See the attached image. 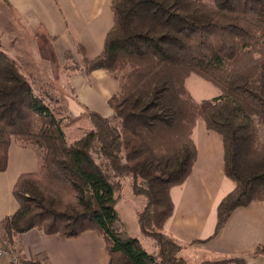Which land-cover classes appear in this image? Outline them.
I'll return each mask as SVG.
<instances>
[{
  "label": "trees",
  "instance_id": "obj_1",
  "mask_svg": "<svg viewBox=\"0 0 264 264\" xmlns=\"http://www.w3.org/2000/svg\"><path fill=\"white\" fill-rule=\"evenodd\" d=\"M111 11L102 51L84 69L119 81L108 104L120 126L90 113L91 128L66 142L52 110L0 50V171L12 141L36 147L41 160L38 171L14 183L18 208L0 220V237L14 246L33 228L65 238L94 230L108 264H185L161 231L172 213L169 189L186 179L196 158L197 118L222 136L224 173L234 184L217 205L214 235L235 208L264 202V0H112ZM192 73L220 94L194 100L185 87ZM126 178L147 199L136 218L155 252L116 212Z\"/></svg>",
  "mask_w": 264,
  "mask_h": 264
},
{
  "label": "crops",
  "instance_id": "obj_2",
  "mask_svg": "<svg viewBox=\"0 0 264 264\" xmlns=\"http://www.w3.org/2000/svg\"><path fill=\"white\" fill-rule=\"evenodd\" d=\"M111 1L0 0V9L2 14L10 15L14 20L17 18L51 41L53 57L61 58L59 64L70 68L71 73L76 72L73 75L78 78L76 87L79 86L77 84L83 86L86 78L98 73L106 102L118 90V83L102 69L86 75L81 68L85 60L95 58L102 51L105 35L113 23ZM70 56L73 61L69 60ZM193 76L213 85L191 74L185 79L186 88L188 79ZM192 82L205 87L197 79ZM209 84L207 89L211 90ZM187 90L194 100H202L195 99L192 89ZM111 113L106 107L103 116L109 117ZM191 139L196 148V158L186 179L169 189L172 213L164 222L162 234L179 246L177 255L185 264L233 257L243 259L246 264H264V202L253 201L247 206L235 208L214 235L217 205L234 184L224 173L222 136L206 128L202 118H197ZM40 163V152L36 147H23L15 141L11 142L7 167L0 171V220L18 208L12 194L18 177L38 171ZM138 196L141 195H135ZM118 202L115 205L118 216L127 232L138 239V234H142L139 225L130 231L117 210ZM141 202L143 205V198ZM141 209L133 211L135 218ZM14 248L22 260H38L41 264H108L109 261L103 241L94 230H86L78 237L65 238L58 234H43L33 228L17 236Z\"/></svg>",
  "mask_w": 264,
  "mask_h": 264
},
{
  "label": "rangeland",
  "instance_id": "obj_3",
  "mask_svg": "<svg viewBox=\"0 0 264 264\" xmlns=\"http://www.w3.org/2000/svg\"><path fill=\"white\" fill-rule=\"evenodd\" d=\"M204 1L210 2L211 0ZM50 46L51 41L47 40L44 35L37 34L17 18L14 20L10 15L7 17L2 14L0 9V50L13 60L18 71L31 83L33 91L52 110L65 133L66 142L70 143L79 139L91 128L90 113L106 117L111 123L120 126L119 120L114 117L113 113L109 117L103 116L106 107L111 110L108 100L112 95L105 102L104 88L100 85L103 82H99L98 73L91 75L89 79L86 78V83L83 86L77 84L79 86L76 87L75 84L78 78L75 79L73 76L76 72L71 73L70 68L60 65L59 60L61 58L58 59L56 55L53 57ZM69 60L73 61L72 56L69 57ZM81 69L86 75L92 72L86 73L84 65ZM104 72L115 80L119 86V81L116 78L106 71ZM193 79L199 80L205 87L193 83ZM87 84L90 86H86ZM208 84L193 76L188 79L187 88L192 89L197 100L213 98L220 94L219 89L211 84H209L211 90H208ZM75 90L76 92H74ZM106 91L109 92V88ZM121 158L124 159L123 151H121ZM136 182L142 189H147L143 179L137 178ZM141 196L135 197L129 178L123 180L121 199L117 204V210L130 231H134V227L138 228L133 211L143 208L147 201L145 196ZM142 198L144 200L143 205ZM138 239L146 250L155 251V244L151 238L138 234Z\"/></svg>",
  "mask_w": 264,
  "mask_h": 264
},
{
  "label": "built area",
  "instance_id": "obj_4",
  "mask_svg": "<svg viewBox=\"0 0 264 264\" xmlns=\"http://www.w3.org/2000/svg\"><path fill=\"white\" fill-rule=\"evenodd\" d=\"M0 264H25L14 246L0 237Z\"/></svg>",
  "mask_w": 264,
  "mask_h": 264
}]
</instances>
